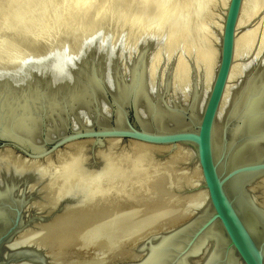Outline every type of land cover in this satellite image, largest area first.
<instances>
[{
  "label": "water",
  "instance_id": "obj_1",
  "mask_svg": "<svg viewBox=\"0 0 264 264\" xmlns=\"http://www.w3.org/2000/svg\"><path fill=\"white\" fill-rule=\"evenodd\" d=\"M241 6L242 0L229 2L221 35L218 68L208 98L200 110V116L197 118L195 113L189 110L193 101L190 104L181 101V106L188 109L181 110L182 123L179 125H159L153 114L147 113L149 126L144 127L140 122V117L144 115L142 102L136 97L137 83L134 87L127 86L133 81L131 75L137 64L136 75L141 72L139 67L142 65L143 77L145 74V77L151 79L144 66H147L148 50L154 41L153 37L145 36L146 40H143L144 44L134 58L130 59L129 55H124L122 58L111 59L110 62L114 64V82L104 73L105 64L102 59V51L107 42L114 44V39L104 38L94 45L87 44L76 51V67L74 66L70 76L82 81L83 92L89 99V103L80 111L75 105H71L67 98L70 94L68 95L69 85L65 79L69 75H63L61 72L59 74L62 75H57L48 71L46 65L52 56L39 61L26 59L20 64L11 63L6 68L0 67L1 70L5 69L2 73H6L0 78V162L4 159L3 154H12L28 162H42L62 151V147L91 142L87 150L92 158L89 160L88 156L86 157L85 147L84 156L87 162L96 166L103 162V155L100 153H106L110 149L107 146L109 139L171 148L178 145L191 146L201 168L204 188L207 191V206L188 222L148 239L138 248L137 259L124 264H153L147 260L149 248L164 237L169 238L166 243L168 249L163 258L165 264H209L211 258L216 264H226L230 260H234L235 264H264V206L257 201L256 195L248 190V187H252L264 177V111L255 115L261 117V130L253 133L254 135L248 130L246 134L241 133L235 139H232L231 135L235 120L226 114L220 131L219 153H216L215 149V127L234 60L235 33ZM263 65L260 60L250 68L261 67L264 71ZM27 67L30 69L25 72L23 88L16 89V92H21L25 97L24 101L7 105V100H10L12 92H15L12 88L19 83L18 79L23 76L22 72ZM88 74L95 75L98 79L95 85L88 82ZM125 85L126 92L119 88ZM148 90L151 100L159 99L170 112H177L175 108L167 105L170 103L168 99L160 100L157 85L149 84ZM51 97L60 101V107L54 106V109L58 110L54 118L49 119ZM24 110L26 114L37 118L33 116L36 124L31 132L25 130L24 125L15 123L18 121L15 118L17 114H22ZM11 114L12 119L8 120ZM98 148L102 149L100 153L96 151ZM44 181L36 166L25 164L14 169V166L0 165V264L25 260L44 262V257L37 251L38 248L30 245L12 250L7 259L2 257L4 246L23 230L33 226L34 222L47 223L62 211L67 203L76 200V197L66 195L55 205L42 204L44 208L49 206L48 212H52L50 216L45 219L34 218L36 221L33 219V222L25 221L23 211L28 204L32 201L40 205L43 203ZM245 212L254 216L259 223V237L249 226Z\"/></svg>",
  "mask_w": 264,
  "mask_h": 264
},
{
  "label": "bare ground",
  "instance_id": "obj_2",
  "mask_svg": "<svg viewBox=\"0 0 264 264\" xmlns=\"http://www.w3.org/2000/svg\"><path fill=\"white\" fill-rule=\"evenodd\" d=\"M87 1H85V0H0V67L6 68L9 65H11V63H12V65H13V63H19L20 64L21 61L26 60V59H35L36 61H39V60L44 59V58L48 59V56H52L47 62V65H46L48 67L47 69H48V71H53V73L57 74V75H62V74L65 75L66 73H67L66 76L69 75V77H66V79H65L66 84L69 85L68 95L70 94L67 98L69 100V103L73 106L75 105V108H77L79 111L84 109L86 104L89 103L88 102L89 99H88L87 94L85 95L83 92V88L81 86L82 81L77 77L75 78V77L70 76L71 71L74 70V68L76 67L75 66L76 65L75 64V60H76L75 54H77L76 51H78L80 48L87 46V44L94 45L99 40L102 41V39H104V38L115 39L114 37L116 36V34L118 32V28L116 29V28H114V26H115V23L117 21H119L118 16H121V15H117V13L119 12V10H117L119 8V6L116 5L117 1H116V3H113L115 0L112 1L113 4L109 2L111 5V7H110L111 9H108L109 7H107V6H110V5H107V3H105L106 2L105 1L104 4L99 8V10L98 11L96 10L97 12L95 10H93L94 12H96L97 15L95 14L94 15L95 17H92V19L90 17H88L89 19H87V21L85 23H83L82 25L81 24L76 25V24H78V22H76L77 19H76V21L74 20L72 22L73 24H69L68 23L69 18L67 19V17L69 16L70 19H72L71 16H74L76 14L73 11L75 8L77 10H78V7H79V9L80 8H82V9L84 8L85 10L88 9L87 8L88 5H85L87 3ZM124 1L125 0H122V3ZM188 1L189 0H186V2H188ZM223 1H224L223 12H221V13H223L222 17H221L222 20H221V24L218 25L219 26L218 27L219 33H218L217 41H216L217 47L212 46V48L210 47L211 49H208L205 52L200 51V54L198 53L196 59H194L195 56L193 57V59H190L191 62L188 61L186 58L183 59V56L188 55V54L183 53V56H182V54L178 55V53H181V52H179L180 51L179 49H178L179 51L176 54V56L174 55L176 53V51L173 54V50L171 47H173L172 45H174L173 40H175L174 39V36H175L174 33L175 32H174L173 28L169 29V32H167V33L164 31V26H163L164 25V19H165V16L169 13V12L167 13V9H166L165 5H161L160 7H158V10L156 11V13H154L155 16L153 15L154 18L150 19L151 21L153 20L152 22L150 21V23H147L146 25H143V23H141L143 25V26L141 25L142 29L137 28L138 29L137 31H139V32H137V34H139L140 36L142 35L143 38L145 36H149L151 38L152 37L153 38H157V37L159 38V36H162L161 40L159 41L161 43H159V44L156 43L157 39L155 42L156 44L152 42L153 44H155V45L158 44V45L156 47L154 46L155 50L153 49V50H151L152 52L151 51L148 52L147 66H144V69L146 68V71L148 70V73H150L151 79L148 78L147 76L145 77V74L143 77L144 71L142 70V68H143L142 65L139 67V69H141V72H140L141 74L138 72V74L136 75V72L138 71L137 70L138 64H137V65H135L133 75H131V78L133 79V81H131L127 84V86L132 85L134 87V85H136L135 83H137V85H136V89H137L136 90V97H137V99H139V101L142 102V111H144V115H142L140 117V122L144 127L149 126L148 125L149 124L148 114H153L154 120L157 121V123H159V125L161 123H169V124L172 123V124H176V125L181 124L182 123V116H181L180 112L182 109H188L187 107L181 106V104H182L181 101H184V103L188 102L189 104H190V102L193 101L190 105L189 110H191L193 113H195L197 118L200 116L199 115L200 110H202V107H203L206 99L208 98V95H209V92L212 88L213 81L215 78V74H216V71L218 68V63H219L221 35H222L225 16H226V12H227L230 0H223ZM119 2L121 5V0ZM166 2H168V1L166 0ZM197 3H198V1H197ZM100 4H102V3H100ZM248 4H249V0H242V6L240 9V14H239V18H238V22H237V26H236V33H235L234 60L232 62L231 71H230L226 91L224 94V99H223L222 105H221L222 111L220 110V116L217 120L216 127H215V149H216V153H219V151H220V140H221L220 139V131H221V128L223 125L224 116L226 114L231 115V117H232L231 119L235 120V125L233 124V130H232V134H231L232 139L237 138V136H239L241 133L246 134L248 132V130H250L249 133H252V135H254L253 133L261 130L259 128L261 117L255 116V115H260L261 112L264 111V71H262L260 69L261 67L256 68V69L250 68L246 73L245 70L247 69V67L249 65L246 64V62L245 63L243 62V61H245V59L244 60L241 59V56H243V54L246 52V50L248 49V46H249V45L247 46V43H248L247 40L250 37L249 34L251 32H253V31H251L252 29L250 30V27L252 26L250 24L248 25V26H250V27H248L249 29H245L243 31L241 30L243 23L246 22L245 18L247 16H249V15H247ZM192 5H193V3H192ZM122 6H123V4H122ZM174 7L177 8V6H173V8L171 7L172 10L175 9ZM176 10H178V9H176ZM180 10L181 9H179L178 11H180ZM78 11L80 12L81 10H78ZM168 11H170V10H168ZM182 11H184V10H182ZM178 13L182 14L180 12H178ZM102 14H103V16H102ZM169 14H171V13H169ZM183 14L181 16H183ZM76 16L79 17L80 16L79 13H77ZM176 17H178V16H176ZM137 18H139V17H137ZM179 18H180V16H179ZM179 18H174V19H175V21L177 19V22H178ZM247 18H250V16ZM66 19H67V21H66ZM179 20H181V18ZM71 21H69V22H71ZM127 21H129V20H126V22ZM140 21H141V19H140ZM74 22H76V23H74ZM137 22H139V20L137 21V19H136V22L134 20V23H137ZM248 22H249V20H248ZM248 22H246V23H248ZM121 23H123V22H121ZM246 23H244V25H246ZM130 24H131V22H130ZM130 24H127V25L131 26V30H134V32L133 31L132 32L135 33V31H136L135 28L137 27L136 25L138 23L136 25H134V26H136L135 28L133 27L134 29H132L133 24H131V25ZM139 24H140V22H139ZM139 24H138V26H139ZM144 24H145V22H144ZM175 24H176V22L173 25L174 28H175ZM116 25H118V23ZM119 25L122 26V24H119ZM126 28L127 29L125 31H127V30L129 31V33H127V34L131 35L130 34L131 30H129L128 27H126ZM252 28H254V27H252ZM255 28L253 30H259V29H257L258 26L256 29ZM52 29L55 31H53L54 33L52 32V34L49 35V32ZM119 29H120V27H119ZM123 31L124 30L122 29V32ZM122 32H121V34H122ZM260 32H261V30H260ZM254 33H255V31H254ZM261 33H263V32H261ZM119 34H117V35H119ZM123 34H125V33L123 32ZM137 34L135 36L138 38ZM263 35H264V33H263ZM121 37H123V36H121ZM129 37L131 39V36H129ZM124 38H125V40L123 41L122 39H124ZM132 38H133V40L131 39L132 41H137L139 43H141L140 42L141 40H144V39H140V41H138L139 39L135 40L134 36ZM175 38H177V37H175ZM127 39H129V38H126V36H124L123 38H121L118 41L114 40V42H115L114 44H111V42H110V44H108V42H107L106 47L103 49L104 51H102V59H104V64H105L104 65V71H105L104 73L108 77H110L112 82H114V70H113L114 64L110 62L111 59H114L115 57L116 58L117 57L122 58V56H124V55L125 56L129 55L130 59H132V57L133 58L135 57L134 55L137 52L136 51L134 53V51H135L134 46L136 43L135 42L133 44L131 43L132 46L130 47V44L129 43H128L129 45L127 44ZM181 40L183 41L182 37H181V39L177 40V42L178 41L181 42ZM249 41H251V40H249ZM259 41H257V42H259ZM179 42H178V44H179ZM262 42H263V40H262ZM262 42H260V43H262ZM42 43L44 45H41ZM183 43H184V41L182 42V44ZM252 45H250V46H252ZM179 46H181V45H179ZM186 46L188 47V45H186ZM136 47H138V45ZM258 47H259V45H258ZM189 48H190V46H189ZM138 49H140V48L138 47ZM138 49L136 48V50H138ZM259 49H261V47H259ZM156 50H158V52ZM192 50H194V49L193 48L191 49V53H192ZM250 51H252V50H250ZM250 51L247 50L248 53ZM166 52L168 55V57H167L168 59L167 58L162 59L161 58L162 54L163 53L166 54ZM183 52H185V51H183ZM257 52L259 53L260 51H257ZM262 52H263V50H262ZM254 53H255V51H254ZM165 54H163V55H165ZM192 54H191V56H193ZM257 55H256V57H257ZM263 55H262V57H263ZM249 56H251V55H249ZM253 56H252V58H253ZM244 57H242V58H244ZM240 60H243V61H240ZM249 60H251V59H249ZM255 60H256V58H255ZM160 62H161V64H160L161 67L159 69L160 71H158L160 74L158 75L156 72H157V69L159 68L158 65ZM261 62L264 63V58H263V60L261 59ZM254 65L255 64H252V66H254ZM78 67H79V65H77V69H78ZM29 69H30L29 67L25 68V70H23V72H22L23 76H21L19 79L17 78L19 80V83H16L15 88L12 86V83L9 82L10 86L13 87L12 89L15 92H12L13 95H11V97L9 96L11 98L10 100H7V97L5 98V100H4L5 102H6V100L9 101L7 103V105H10V103L11 104H15V103L19 104V103H21V101L22 102L24 101L25 97L23 95H21V92H16V91L18 89L23 88V86H22L23 78L25 79V75H26L25 72H27ZM4 70L0 69V78H3L6 75V73L5 74L2 73V71H4ZM60 72L62 74H59ZM191 73H193V74L191 75ZM242 75H243V78H242ZM88 78H89L88 82L90 81L91 83H93V85H95V83L98 82V79H96L95 75L88 74ZM240 78H242V79L240 80ZM233 81H234V84H233ZM63 82H64V80H63ZM153 83L155 85H157V91H160V93L157 92L158 94L161 95L160 100L165 101L166 99H168V101L170 103H167V105L170 108H175L177 110V112L176 111L170 112L168 109H166L162 105L163 103L158 101L159 99L158 100H151L150 99V92L148 90V86H149V84H153ZM231 83H232V85H231ZM19 85H20V87H18ZM158 85H160V87H158ZM161 85H163V86H161ZM14 86H15V84H14ZM127 86L126 85L124 87L120 86L119 88H120V90H123L126 92ZM169 93H170V95H168ZM234 93H237V94H234ZM233 94H234V96H233ZM166 95H168V98L166 97ZM21 99H23V100H21ZM49 100H50V104H49V106H50V108H49V114H50L49 119H50V118H54L53 116H55V113L58 110V109L55 110L54 106L58 105V107H60V101L58 99H53V97L49 98ZM51 101H53V102H51ZM23 107L25 108L26 111L28 110L26 108V105H24ZM25 110L22 111V114L21 113L17 114V116L15 118L18 121H15V123L18 122L19 126L24 125V129L31 132V131H33L34 126L36 124V122H35L36 116L33 115L35 117L34 118L31 114H26ZM10 116H11V118L8 117L7 118L8 120L12 119V114ZM255 118H257V119H255ZM118 141H119L118 139L109 140V142H108L109 145H107L110 147L109 151L111 149H113L112 144H116ZM130 143H131L130 146L132 147V149L130 150L131 151L130 153L127 152V154H125L124 153L125 152L124 147H123L124 152L122 150L120 152H117L119 150V148L117 149L116 152L110 151L109 154L106 152L107 154L104 153V155H103V162L101 161V163H99L96 166H94V164L86 161L85 156H84V154H85L84 146L85 145L82 142L74 144L70 151H67L68 150L67 149L66 152H63L65 150L64 149L61 152L60 151L57 152V154L55 156L48 157L45 160H43L42 162H38V161H29L28 162L25 159L19 158L18 156H14L12 154H3L2 157L4 159L2 162H0V165L5 164L8 167L14 166V169H16V167L23 166L25 164L31 165L34 167L35 166L38 167L40 177L45 179V181H44L45 193H44V198L42 199L43 203L40 202L41 205L42 204L43 205L44 204H50V206L55 205V203L57 201H59V199L61 197L66 196V195L76 197V200L71 201L70 203H67L63 207L62 211L57 213L47 223H45V224L40 223L41 224L40 226H38L39 224L37 223L38 224L37 226L39 229L36 228V230H34L33 227L30 228L31 230L25 229L21 232V234L23 233L22 235L18 234V236H16V238H14L9 244L5 245L4 251L2 253L3 259H7V257L10 256V252L12 250L16 249L18 246H22L23 244H26V246H27V244L33 243V242L29 241L30 239H32V237H33V239L34 238L37 239L38 237L39 238L42 237L41 239H44L43 242L44 241L48 242V243L44 242V243H46L45 245L47 246V244L48 245L50 244L52 247H54L53 251H56V253L58 252L59 255L61 252H64L65 250H68V249H72L77 245L80 248L82 246L83 238L78 231L79 227L81 225L97 226V225H100L102 222L104 223V220H106V221L108 220V219H104L103 221L98 220L99 222H96L97 221V215L102 213V210H100V208H102V207L104 208L105 206L108 207V205L111 206V204L114 206V204L116 205V202H118L120 198L123 199L125 197L126 198L128 197V199H129L128 201L132 203L131 205H133L134 202L139 203V204L140 203L142 204L145 202L144 204H147L148 202H150L152 200L155 201L159 197L162 198L165 194H167L166 193L167 188L169 186L173 185L172 184L173 183L172 178H174V177L171 178L172 174L170 173L171 174L170 175L168 173L169 169H168L167 165L165 166L166 168L164 167L165 172H163L165 177H163L160 180V182H158L156 184V186H157L156 190L157 191H155V193H153V194L147 195L145 193L139 192L142 190H140L139 188H138L139 190L137 188H135L134 185L132 184V181L138 180L142 176H145L147 174V172L149 171V170H147V166L149 167L150 165H152L154 163V161H157V160H155V158L156 159L158 158L155 156L156 155L155 153H157V152L153 150L154 148H156V149H158V151H160L163 149L167 150L170 147L150 146L149 144L142 143V142H135V141L130 142ZM120 149H121V147H120ZM180 149H184V151L188 152L189 155H190V152L193 151V150H191V148H189L188 145H179L176 147L175 150L173 148V150L170 154L171 157L169 156V159L170 158L172 159V157L174 155H177V153L179 151L180 152L183 151ZM128 150H129V147H128ZM96 151L98 153H100L102 151V149L98 148ZM122 152H123V154H121ZM162 153H164V152H162ZM182 153H184V152H182ZM178 154H180V153H178ZM192 155H191V158H192ZM191 158H190V160H191ZM171 164H172V161H171ZM192 164H193L192 168L195 169L196 173L198 174V176H200V180H201L199 188L195 191L196 192L195 199H196V195L197 196L202 195V196H204L205 199H207V191L204 188L201 168L199 166V163H198V160H197L195 154H194ZM155 166H157V165H155ZM187 167H191L190 164ZM17 169H19V168H17ZM166 169H168V171H166ZM171 172H173V171H171ZM178 174H176L175 176L177 177ZM188 175H189V172H188ZM173 176H174V174H173ZM179 176H180V174H179ZM181 176H183V174H181ZM184 177H185V175H184ZM145 178L147 179V177H144V179ZM176 179L177 178H175V180ZM185 179H187V178L185 177ZM180 180H181V178H180ZM174 182H176V181H174ZM182 182H181V184H182ZM260 184H262V186H263L262 187L263 193L260 192V194H263V196L261 197L262 199H259V198L258 199H259V202H261L260 204H262L264 206V177L261 180L257 181L255 183V185H253L252 187L254 188L256 186L258 188ZM178 186H179V183H178ZM172 190H174V189H172ZM172 190H171V192H172ZM144 192H145V190H144ZM171 192L169 193L170 196H171ZM174 192L176 194L177 191H174ZM190 193H194V191L190 192ZM177 195L181 196V194H179V193L176 194V197H177ZM188 196L192 197L194 195H188ZM188 196H185V197L188 198ZM176 197H174V198H176ZM163 198H165V197H163ZM199 198H201V197H199ZM179 199H183V198H179ZM120 201H122V200H120ZM159 201H157V202L158 203H164V202H159ZM188 201H191V200L187 199V203H188ZM192 201H194V200H192ZM122 202H124V201H122ZM167 202L165 201V203H167ZM178 202H179V200H178ZM242 204H243V202H242ZM117 205H116V207H117ZM125 206H128L127 201H126ZM125 206L123 204V207H125ZM112 207H110V208H112ZM156 207H157V203H156ZM170 207H172V206H170ZM42 208H43V206H42ZM168 208H169V206H168ZM137 209L138 208H136V210ZM157 209H154V210H157ZM172 209H175V207ZM184 209H186V207ZM180 210H183V209L180 208ZM97 211H99L100 213L96 214ZM164 211H167L170 213L169 209H166ZM183 211H181V212H183ZM108 212H109V210H108ZM137 212H138V210L136 211V213ZM148 212H149V214H154V213H150V211H148ZM154 212H156V211H154ZM103 213L108 214L106 210ZM172 213H174V211ZM95 214H96V216H95ZM165 214H167V213H165ZM245 214H246L247 222H248L249 226L251 227L253 232H255L259 237V231H258L259 226H260L259 223L255 220L254 216H250V214L247 212H245ZM135 215H137V214H135ZM175 215L180 216V214H173V216L171 214L172 217L169 215L170 216L169 219L171 220V222H172L173 217H175ZM78 216L85 218V220L82 221V223H79L80 220L77 221L79 219V218L77 219ZM155 216H156V213H155L154 217ZM148 217H150V216H148ZM151 217L153 218V215H151ZM185 217H187L186 214H185ZM185 217H183V218H185ZM134 218H135V216H134ZM183 218L181 215L180 219H183ZM70 219L76 220V222L73 221L74 224H72L71 223L72 221ZM155 219L157 220L156 217H155ZM178 219L179 218H177L176 221H178ZM180 219H179V221H180ZM69 221H71V222H69ZM68 222L70 224H68ZM161 222H163V221H160L159 223H161ZM173 223H174V220H173ZM162 225H163V223H162ZM168 227H169V225H168ZM42 230H43V232H42ZM28 236L30 237V239H28L29 238ZM26 239H28V241ZM36 241H38V240H36ZM168 241H169V238L164 237V238L160 239L158 242L153 243L150 246L149 256L147 259L149 263H153V264L154 263H161V264L166 263L165 259H163V258L165 257V254H166L167 249H168L167 245H166V243H168ZM44 243H42V244H44ZM38 244L39 243H37L36 245H38ZM80 244H81V246H80ZM50 245L48 247H50V249H51ZM40 246H41V244H40ZM38 247H39V245H38ZM77 249L78 248H76L75 250H77ZM52 253H55V252H52ZM53 256H55V255H53ZM30 263H31V261L25 260V261H21L18 264H30ZM208 263L209 264H216L217 262L211 258V259H209ZM10 264H14V263H10ZM15 264H17V263H15ZM226 264H235V261L230 260Z\"/></svg>",
  "mask_w": 264,
  "mask_h": 264
},
{
  "label": "rangeland",
  "instance_id": "obj_3",
  "mask_svg": "<svg viewBox=\"0 0 264 264\" xmlns=\"http://www.w3.org/2000/svg\"><path fill=\"white\" fill-rule=\"evenodd\" d=\"M85 1H87V0H85ZM112 1H114V0H110V1L109 0H103V1L102 0H88L87 3L85 4V5H88L87 6L88 9H86L87 11L84 8L83 9L82 8L79 9V7H78V10H81L79 12L75 8L73 11L76 14L74 15L72 13L74 16H71L72 14L70 15L72 17V19H70L69 16L67 17V19L69 18L68 19V23L69 24H73L72 22L74 20L76 21V19H77L76 22H78V24H76V25H80V24L82 25L83 23H85L87 21V19H89L88 17H90L91 19H92V17H95L94 15L99 10V8L104 4V2L107 3V5H110V3H112ZM116 1H117L116 5L119 6V8L117 10H119V12L121 11L120 12L121 14L117 11L118 12L117 15H121V16H118V20L119 21H117L115 23L116 27L114 26V28H116V29L118 28L117 34L120 33L119 34L120 36L116 34V36L114 37L115 38L114 40L118 41L121 38H123L124 36H126V38H129V39H127V44L129 43L130 47L132 46V44L134 42L136 43L135 46H134L135 47L134 48L135 49L134 53L136 51L139 52L140 49H138V47L141 48L142 44H144V41L143 40L140 41V39H145V37L143 38L142 35L140 36L139 34H137V32H139L137 30L138 29H142L141 27L143 25H146L147 23H150V21H151L150 19L154 18V16H155L154 13H156V11L158 10V7H160L161 5H165L166 9H167V13L169 12V13L172 14L171 15V14L168 13L165 16L164 25L163 26H164V31L166 33L169 32V29H171V28H173V30L175 32L174 33V35H175L174 39L175 40H173V44L174 45H172L173 47H171L172 50H173V54L176 51V53L174 54L175 56L178 53V51L180 50L179 52H181V53H178V55L182 54V56H183V53L184 54H188V55H184L183 59L186 58L188 61L191 62L190 59H193L194 56H195L194 59H196L198 53L200 54V51L201 52H205L206 50L211 49L212 46L213 47L214 46L217 47V42L216 41H217V36H218V33H219V29H218L219 26L218 25L221 24V20H222L221 17H222L223 13H221V12H223V3H224L223 0H191V1L189 0L188 1L189 3L186 2V0L185 1L184 0L183 1L182 0H167L168 2H166V0H125L122 3V0H121V5H120V2H119L120 0H115L113 3H116ZM197 1H198V3H197ZM100 3H102V4H100ZM192 3H193V5H192ZM122 4H123V6H122ZM173 6H177V8L174 7L175 9L172 10ZM107 7H109L108 9H111L110 8L111 5L107 6ZM176 9H178V10L181 9V10L178 11ZM93 10H95V11L97 10V11L94 12ZM168 10H170L171 12L168 11ZM182 10H184V11H182ZM178 12H180L182 14L184 13L183 16H181L182 14H179ZM77 13H79V15H80L79 17L80 18L78 16H76ZM168 15L169 16L171 15L170 16L171 18ZM247 15H249L250 18H247V17H249V16H247L245 19H246V22H248V20H249V22L248 23L244 22V23H246V25H244V23H243V25L241 27V30L243 31L245 29H249L248 27H250V26H248V25L250 24V25H252L250 27V30L252 29L251 31H253V32H251L249 34L250 37L249 36L248 37L250 39L248 38V40H247V42L249 43V44L247 43V46L249 45L247 50L248 51L252 50V51H250L248 53L247 50H246V52L243 54V56H241V59H243V60L245 59V61L240 60V61H243L244 63L246 62V64L249 65L247 67V69L245 70V72L250 67H252V64H257L261 59L263 60V58H264V55H263L264 54V44H263L264 43V35H263V33H264V0H249ZM102 16H103V14H102ZM176 16H178V17H176ZM179 16H180L181 20H179L180 19ZM137 17H139V18H137ZM174 18H179L178 22H177V19L175 21ZM67 19H66V21H67ZM136 19H137V21L139 20V22H140V24H139V22H137L139 24V26H138L137 23H134V20L136 22ZM140 19H141V21H140ZM126 20H129V21H127L128 23L126 22ZM69 21H71V22H69ZM76 22H74V23H76ZM121 22H123V23H121ZM130 22H131V24H133L132 25V29H134L137 26L135 28V30H136L135 33L137 34L138 38L135 36L136 34L133 33L134 30H131V26L127 25V24H130ZM144 22H145V24H144ZM175 22H176L177 25L175 24V28H174L173 25H174ZM117 23H118V25H116ZM141 23H143V25ZM119 24H122V26L119 25ZM134 25H136V26H134ZM257 26H258V28H257ZM119 27H120V29H119ZM126 27H128V29L131 30V32H130L131 35L127 34V33H129L128 30L125 31L127 29ZM252 27H254V28L256 27L259 30H253L254 28H252ZM122 29L124 30L123 32L125 34H123ZM260 30L263 33H261ZM53 31H55V30L52 29L50 31L51 33L49 32V35L52 34ZM120 31L122 32V34H121ZM254 31H255V33H254ZM121 36H123V37H121ZM129 36H131L132 40H133L132 37L134 36L135 40L139 39L138 41H140L141 43H139L137 41H132ZM161 37L162 36H159V38L158 37L157 38H153L152 39V40H154L153 43L156 42V39H157L156 43H158V44L161 43V42H159L161 40ZM175 37H177V38H175ZM181 37L183 38V41H184L183 44L184 45L182 44V42H183L182 40H181V42L178 41L179 44L177 42V40L181 39ZM122 40L124 41L125 38L122 39ZM249 40H251V41H249ZM262 40H263V42H262ZM257 41H259V42H257ZM260 42H262V43H260ZM153 43L150 45L151 48H149L148 52L153 50L158 45V44L155 45L156 43L155 44H153ZM185 44L188 45V47ZM137 45H138V47H136ZM179 45H181V46H179ZM250 45H252L253 47L250 46ZM258 45H259V47H261V49H259ZM189 46H190V48H189ZM136 48L138 50H136ZM192 48L194 49V50H192L193 54L191 53V49ZM253 50L255 51V53H254ZM262 50H263V52H262ZM156 51L158 52V50H156ZM183 51H185V52H183ZM257 51H260V52L258 53ZM137 52L135 54H138ZM163 54H165V53H163ZM163 54H162L161 58L162 59H166L168 57L167 52H166L165 55H163ZM191 54L193 56H191ZM255 54L257 55L258 58L256 57ZM261 54L263 55V57H262ZM249 55H251V56H249ZM252 56H253V58H252ZM242 57H244V58H242ZM255 58H256V60H255ZM249 59H251V60H249ZM160 64H161V62L159 63V65H158L159 68L157 69V72H156L158 75L160 74L158 72V71H160L159 70L160 67H161ZM192 74L193 73H191V75ZM242 78H243V75H242ZM242 78H240V80ZM233 84H234V81H233ZM231 85H232V83H231ZM109 140H111V139H109ZM109 140H107V144H108ZM130 142H132V141H130V140H119L116 144H112L113 145V149H111L110 151H112V152L115 151L116 152L117 149L119 148V150L117 152H120L121 150L124 152V150H125V152H124L125 154H127V152L130 153L131 152L130 150L132 149V147L130 146L131 145ZM86 144H84L85 145L84 147L86 149L85 152L87 154L88 153L87 148L89 147L91 142H87ZM69 146H68V148L67 147L63 148L62 147V151L64 149L65 150L63 152H66L67 149H68L67 151H70L72 146L71 145H69ZM120 147H121V149H120ZM123 147H124V150H123ZM128 147H129V150H128ZM189 148H191V150H193V151L190 152V155H189L188 152L184 151V149H180V150H183L182 152H184V153L179 151L178 153H180V154L177 153V155H174V156L172 155L173 156L172 157L173 160L171 158L169 159V156L171 157L170 154H171L173 148H171V147L168 148L167 149L168 151L165 150V149L158 151V149L154 148L153 150L158 153V154L155 153L156 155L154 154L156 157H158L157 159L155 158V160H157L158 162L154 161V163L152 165H150L149 167L147 166V170H149V171L147 172V174L145 176H142L138 180L132 181V184L134 185L135 188H137V189L139 188L140 190H142V191H139V192L145 193L147 195L153 194V193H155V191H157L156 190V187H157L156 184L158 182H160V180L163 177H165L163 172H165V168H166L165 166L167 165L169 171H168V169H166V171H168L169 174L170 173L172 174V175L170 174L171 178L172 177H174V178H172V180H173L172 184L173 185H171L173 188L171 186H169L167 188V192H166L167 194H165L163 196L165 198H163V197L160 198L159 197L155 201L152 200V201H150L148 203L146 202L147 204H144L145 202L142 203V204L134 202L133 205H131L132 203L128 201L129 200V199H127L128 197L127 198L125 197L123 199L120 198L119 201L116 202V205L118 204L117 207H116L115 204H114V206L111 204V206L110 205H108V207L105 206L104 207L105 209L103 207L100 208V210H102V213L106 210L108 214H106V213L102 214L99 211H97L96 214H98V213H100V214L97 215V221L96 222H99L100 220L103 221L104 219H108V220L107 221L104 220V223L102 222L100 225H97V226H94V225L93 226H91V225L90 226L89 225H81L79 227L78 231H79L80 235L83 238L82 246L80 244L81 247L79 248L78 245H77V246L74 247L75 249L78 248L77 250H75L74 248L68 249L69 251L65 250L64 252H61L60 255L58 254V252L56 253V251H53L54 247H52L50 244L49 245L51 246V249H50V247H48L49 246L48 244L46 246L45 244L48 243V242L44 241V242H46V243H44L43 242L44 239H41L42 237L41 238L38 237L37 239L36 238L33 239V237H32V239H30V237L28 236L29 237L28 239H30L29 241L33 242V243L27 244V246L30 245V246H33L35 248H38L37 251L40 252L42 254V256L44 257V262H40L38 260H36V261L34 260V261H31L30 264H124V263H127V262H132V261H135L137 259L136 257L138 255L137 254L138 253V251H137L138 248H140V246H142L143 243H145L148 239L156 236L159 233L165 232V231L170 230L172 228H176V227L188 222L189 220H191L196 215L200 214L202 212V210L207 206V199H205L204 196H202V195L201 196H199V195L197 196L196 195V199H195V194H196L195 191L199 188L201 180H200V176H198V174L196 173L195 169L192 168L193 167L192 161H193L194 154H195L194 149L191 146H189ZM175 149L176 148H174V150ZM110 151H108L107 153L109 154ZM161 151L164 152V153H162ZM123 152L121 154H123ZM107 153H105V154H107ZM87 155H88V158H92L91 154L88 153ZM87 155H86V157H87ZM100 155L101 156L104 155V152H101ZM191 155H192V158H191ZM186 158L187 159L189 158V159L187 160ZM190 158H191V160H190ZM171 161H172V164H171ZM189 164H190L191 167H187V166H189ZM155 165H157V166H155ZM171 171H173V172H171ZM188 172H189V175H188ZM178 173L180 174V176H181V174H183V176L180 177ZM173 174H174V176H173ZM176 174H178V176L181 178V180H180V178L178 176L177 177L175 176ZM184 175H185V177L187 179H185ZM144 177H147V179L146 178L144 179ZM175 178H177V179L175 180ZM174 181H176V182H174ZM177 182L179 183V186H178ZM181 182H182V184H181ZM262 187H263L262 184H260L259 187L258 188L256 187L255 189L253 187H248L249 192H251L252 194L256 195L258 202H259V199H261V197L263 196V194H260V192L263 193V188ZM171 188L174 189V190H172ZM144 190H145V192H144ZM171 190H172L173 193L171 192ZM174 191H177L176 194L179 193V194H181V196L183 195L184 197L183 196L181 197L180 195H177V197H176V194H175ZM193 191H194V193H190V192H193ZM170 192H171V196L169 194ZM188 195H194V196H192L194 199L191 196L189 197ZM185 196H188V198L185 197ZM174 197H176V198H174ZM199 197H201V198H199ZM179 198H183V199L185 198V199L183 200V199H179ZM186 198L190 199L191 201H188V203H187V199ZM120 200H122L124 202H122ZM178 200H179V202H178ZM192 200H194V201H192ZM126 201H127V205L128 206H125L126 205ZM157 201L164 202V203H158ZM165 201L166 202L168 201L167 202L168 204L165 203ZM156 203H157V207H156ZM123 204H124L125 207H123ZM109 206L110 207L113 206V207L110 208ZM168 206H169V208H168ZM170 206H172V207H170ZM182 206L184 208L186 207V209H184ZM174 207H175V209H172ZM136 208H138L137 209L138 210L137 213H136V211H137ZM180 208L183 209L184 211L180 210ZM154 209H157V210H154ZM166 209H169L170 213L167 212V211H164ZM49 210H50L49 206L45 207V208L44 207L42 208V205H40L37 202L32 201V203H29L28 206L23 211L24 220L33 222L34 218L39 219V217H43V219H45V218L49 217L50 214L52 213L51 211L48 212ZM108 210H109V212H108ZM153 210L156 211V212H154ZM175 210L177 212L178 211L179 212L177 213ZM148 211H150V213H154V214H149ZM171 211L172 212L174 211V213H172ZM181 211H183V212H181ZM134 213L137 214V215H135ZM155 213H156L155 217L157 218V220L154 217ZM165 213H167V214H165ZM96 214H95V216H96ZM171 214H172V216H173V214H180V216L179 215L178 216L175 215V217H173L172 222H171V220L169 219ZM185 214L187 215V217H185ZM151 215H153V218L151 217ZM181 215H182V218L183 217H185V218L180 219ZM134 216H135L136 219L134 218ZM148 216H150V217H148ZM177 218H179L180 221H179V219H178V221H176ZM73 219H70L72 222L69 221L72 224H74L73 221L76 222V220H73ZM77 219H78L77 221L80 220L79 223H82V221L85 220V218H82L81 216L80 217L78 216ZM173 220H174V223H173ZM160 221H163V222L159 223ZM69 222H68V224H70ZM40 223L45 224L46 222L45 221L44 222H34L33 223L34 225L30 226L28 229L33 227V229L36 230V228H38V226L41 225ZM162 223H163V225H162ZM168 225H169V227H168ZM42 232H43V230H42ZM22 234L20 233V235H22ZM28 239H26V240L28 241ZM35 239L38 240L39 242L36 241ZM36 242L39 243L38 244L39 247H38V245H36L37 244ZM42 243H44V244H42ZM40 244H41V246H40ZM23 245L26 246V244H23ZM23 245L22 246H18L16 249L24 247ZM52 252H55V253H52ZM53 255H55V256H53ZM16 263L18 264L20 262H16Z\"/></svg>",
  "mask_w": 264,
  "mask_h": 264
}]
</instances>
